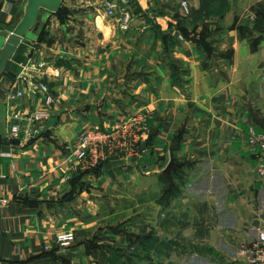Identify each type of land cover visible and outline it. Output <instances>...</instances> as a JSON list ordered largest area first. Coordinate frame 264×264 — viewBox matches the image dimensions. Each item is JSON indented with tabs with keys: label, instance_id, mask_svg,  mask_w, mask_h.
Listing matches in <instances>:
<instances>
[{
	"label": "crops",
	"instance_id": "crops-1",
	"mask_svg": "<svg viewBox=\"0 0 264 264\" xmlns=\"http://www.w3.org/2000/svg\"><path fill=\"white\" fill-rule=\"evenodd\" d=\"M26 1L0 0L1 38ZM132 1L140 14L122 33L65 0L71 20L52 17L0 75V264H109L99 241L109 226L150 230L124 224L136 205L127 194L153 205L157 238L151 251L130 245L134 264H246L240 247L264 230L261 156L249 143L264 131L250 113L264 120V0H188L189 18L181 0ZM41 111L47 118L32 122ZM136 116L148 130L131 155L98 166L72 155L87 132ZM64 233L76 238L61 248Z\"/></svg>",
	"mask_w": 264,
	"mask_h": 264
},
{
	"label": "built area",
	"instance_id": "built-area-1",
	"mask_svg": "<svg viewBox=\"0 0 264 264\" xmlns=\"http://www.w3.org/2000/svg\"><path fill=\"white\" fill-rule=\"evenodd\" d=\"M78 7L83 10L97 9L107 18L114 20L118 29L122 33L130 31L134 13L130 0H75ZM182 6L185 13H189L188 1L182 0ZM183 40L182 37H180ZM44 93L45 105L51 106L54 102V97L50 93V89L46 84H40L37 87ZM35 90V89H34ZM18 93L17 96H22ZM48 113L41 111L34 113L31 121L40 123L47 118ZM144 116L133 117L125 123H116L113 130L102 131L93 130L84 134L76 144V148L72 155L78 159L81 164L91 163L96 166L101 161L116 156L118 153H134L141 137L147 132V124ZM21 115L14 116L10 123L9 134L11 137H19L21 132L20 123ZM38 129L33 133L35 135ZM250 145L259 152L261 156V164L259 173L264 176V131L251 136ZM8 202L5 199H0V209L6 207ZM74 233H64L57 237V242L61 248H66L75 241ZM239 255H241L246 264H264V230H260L256 243L244 244L240 247Z\"/></svg>",
	"mask_w": 264,
	"mask_h": 264
},
{
	"label": "rangeland",
	"instance_id": "rangeland-1",
	"mask_svg": "<svg viewBox=\"0 0 264 264\" xmlns=\"http://www.w3.org/2000/svg\"><path fill=\"white\" fill-rule=\"evenodd\" d=\"M181 2H182V0H181ZM133 5H134L133 11L136 14H138L139 11L137 10V7L135 6V4H133ZM180 6H181L184 17L189 18L191 15V7L189 4V1H188L189 13H185V10L182 6V3H180ZM77 7H78V5H77ZM70 17H72V16H70ZM70 17H65V20L66 19L68 20V18H70ZM55 18L60 20V21L62 19L61 17H55ZM85 31H84V33H85ZM57 33H58V31H57ZM57 35H58L57 37H59V33ZM29 37H33V36L31 35ZM54 37H56V36H54ZM180 37H182V36H180ZM2 42H3V40L0 37V47L2 46ZM109 159L110 158H108L107 161ZM100 164L101 163H98L96 166H98ZM167 191L170 192L171 190L167 189ZM165 197L167 198V196H165ZM132 201H134L136 205H134L131 208L133 210V212L129 213L130 218H128L124 224L127 223V227H128L129 225L134 224L135 222H137V223L139 222L140 226H138V227H140V229H143L145 227V223L150 222L148 224L149 227H147L150 230L148 231V234L145 235L143 232H139V231L137 232L134 230L129 232L127 229V232H125V234L118 235V232L123 229L122 228L123 220H118L117 222L115 221L116 225L109 226L112 229L111 232L109 231L111 236H107V234L109 232L107 234L100 235L99 241L108 245V247L102 246L101 249H106L107 252L110 254L109 257H110V260H112V262H110V264H134L136 262L142 261V260H140L141 255L139 253H137L136 251H133L130 245H132V244L134 245V243L140 242L141 245L143 246L142 242H143L144 237L146 238L148 236L150 237L151 235H155V233H153L151 230L152 228H154L155 219L153 218L154 216H150L151 213H154L153 205H149V203L148 204H141V203L137 202L133 196L129 197V194H127V205L131 204L128 202H132ZM138 227L135 226L136 229H138ZM107 248H109V249H107ZM110 249H112V250H110ZM139 250L144 251L143 248H140Z\"/></svg>",
	"mask_w": 264,
	"mask_h": 264
},
{
	"label": "water",
	"instance_id": "water-1",
	"mask_svg": "<svg viewBox=\"0 0 264 264\" xmlns=\"http://www.w3.org/2000/svg\"><path fill=\"white\" fill-rule=\"evenodd\" d=\"M65 0H27L24 6L23 17L14 30L6 38L2 37L0 47V75L16 54L22 42L38 32L40 27L47 22L51 15L57 14L63 7ZM252 118L264 129V120L250 110ZM171 159V163L165 171V175L171 178V171L177 164Z\"/></svg>",
	"mask_w": 264,
	"mask_h": 264
},
{
	"label": "trees",
	"instance_id": "trees-1",
	"mask_svg": "<svg viewBox=\"0 0 264 264\" xmlns=\"http://www.w3.org/2000/svg\"><path fill=\"white\" fill-rule=\"evenodd\" d=\"M130 4H131V6L133 7L134 5V2L132 1V0H130ZM70 16H72V13L68 10V9H66L65 7H64V4H63V7H62V9L57 13V14H55V15H51L50 16V18L47 20V22H45L41 27H40V29L38 30V32H37V35H40V38L44 35V30H45V27L47 26V24H48V22L50 21V19L52 18V17H61L62 19H61V23H66L68 20H71L70 18ZM65 17H70V18H68V20L66 19L65 20ZM99 170H100V166L97 168V169H95V170H93V171H95V172H99ZM172 191L173 190H171L170 191V193H172ZM175 191H173V193H174ZM166 193H169V191H167ZM139 244H141L140 242H138ZM142 244H143V247L145 248V250H147V251H151V250H153V249H155V247H156V244H157V238L155 237V235H151L150 237L148 236V237H144V239H143V242H142ZM107 249H109V248H107ZM110 250H112V249H110ZM102 251H103V253H105V254H108L107 255V259H108V261H109V264H110V262H112V260H110V254L107 252V250L106 249H102ZM56 256V255H55ZM57 257V256H56Z\"/></svg>",
	"mask_w": 264,
	"mask_h": 264
}]
</instances>
